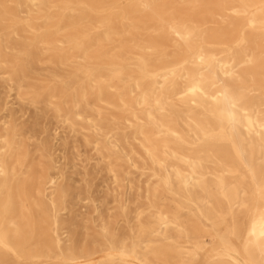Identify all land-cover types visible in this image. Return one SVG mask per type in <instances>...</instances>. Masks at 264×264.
<instances>
[{"label":"bare ground","instance_id":"bare-ground-1","mask_svg":"<svg viewBox=\"0 0 264 264\" xmlns=\"http://www.w3.org/2000/svg\"><path fill=\"white\" fill-rule=\"evenodd\" d=\"M0 264H264V0H0Z\"/></svg>","mask_w":264,"mask_h":264}]
</instances>
